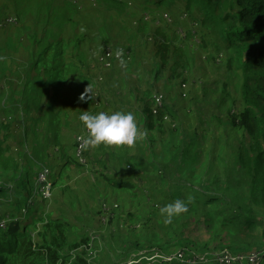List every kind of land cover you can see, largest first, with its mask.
Listing matches in <instances>:
<instances>
[{"label": "trees", "instance_id": "16d2710c", "mask_svg": "<svg viewBox=\"0 0 264 264\" xmlns=\"http://www.w3.org/2000/svg\"><path fill=\"white\" fill-rule=\"evenodd\" d=\"M79 1L88 6L89 0ZM94 1L118 12L130 7L129 0ZM162 1H155V6L143 4L140 21L144 26L149 24L146 14H152L147 9L158 7ZM184 4L187 10L200 8L205 14L202 24L221 32L229 67L242 76L243 108L230 110V125L248 136L239 141L233 163V171L248 184L247 194L240 197L229 191L231 188L218 185L219 193L213 192L214 182L205 174L218 166L201 162L200 133L183 136L179 125L169 121L168 115L176 119L167 102L155 113L156 86H150L137 97L139 103L133 112L144 136L131 147L117 148L125 159L117 158L125 171L147 175L159 201L146 215L134 210L126 219L116 217V208L104 201V220L110 215L107 220H116L119 229L129 222L134 228L118 236L113 252L98 253L92 260L91 235L82 233L72 238L77 226L70 223L64 208H55L63 192L70 190L62 185L63 178L56 176L63 173L62 167L69 172L76 169L75 176L84 172L87 164L77 155L78 136L85 129L79 116L87 104L101 102L112 73L128 66L132 50L127 51L124 42L110 43L112 38L103 26L86 29L77 0H0V215L12 218L7 228H0V264H127L134 253L148 259L188 247L205 250L207 242L214 248L198 251L200 254L214 258V253L225 249L233 254L260 251L264 264V214L260 210L264 208V0H186ZM98 34L104 37L99 40ZM154 38L156 43L159 37L154 34ZM109 47L123 49V65L118 58L110 67L103 65L100 57ZM171 49L169 43L160 40V69L166 66ZM92 66L100 69L95 71ZM88 87L95 99L82 101L81 94ZM228 93L225 88L222 102L231 97ZM159 137L165 141V148L158 152ZM91 150H83L85 162ZM106 155L107 159L115 157L113 150ZM45 168L49 177L55 178L50 197L44 196L38 181ZM98 172L102 179L91 181L86 193L89 197L103 193L99 182L104 189L132 190L131 200L140 195L129 180L105 169ZM210 175L212 179L218 177ZM18 196L26 197L27 208L16 206ZM176 199L183 200L189 210L165 224L160 209ZM159 226L160 232L156 230ZM204 234L206 238H202ZM157 262L152 264H166ZM168 264L190 263L176 259Z\"/></svg>", "mask_w": 264, "mask_h": 264}, {"label": "rangeland", "instance_id": "374dc122", "mask_svg": "<svg viewBox=\"0 0 264 264\" xmlns=\"http://www.w3.org/2000/svg\"><path fill=\"white\" fill-rule=\"evenodd\" d=\"M155 1L159 0H132L133 5L131 6V0H129L130 7L127 5L125 11L118 12L108 9L105 4L94 0H89L88 6L85 1L77 0V6L81 11L86 29L105 27L108 35L112 38L110 43L119 45L124 42L126 50H132L133 53L129 57L128 66L125 69L116 68L112 73L111 84L103 89L101 102L89 103L84 110L93 114L101 111L133 113L134 110H137L139 103L137 97L144 89L155 85L154 96L156 99L160 95L163 96L162 105L158 111L163 107L164 102H167L176 119L174 121L173 117L168 115L169 121L173 125H179V131L183 136H189L195 132L200 133L203 142L201 162L206 164L209 161L212 166L213 162L217 164L218 167L205 174L207 179L214 182L213 192L219 193L218 185L229 187L235 190L229 189L233 194L237 192L240 197H244L243 195L247 194L249 187L245 180L233 171L235 169L233 163L239 141L245 138L246 134L230 125L232 114L230 110L236 112L243 108L241 101L242 76L236 75L237 71L234 73L229 67L227 61L229 53L221 32L202 24L205 14L200 8L185 9L186 0H164L159 3L158 7L147 9L152 14H146L149 24L144 26V22L140 21L144 12L143 4L155 6ZM52 4L55 6L57 3L52 1ZM162 15L163 18H161ZM97 16L100 18L98 19ZM140 27L143 29L139 30ZM157 28L160 29L161 34L157 32ZM154 30H156L154 34L159 37L156 43ZM98 35L99 40L104 37ZM161 39L169 43L172 49L166 66L160 69ZM92 68L97 71L99 67L92 66ZM120 75L122 78L119 77ZM225 88L229 92L227 95H231V97L222 102L221 95ZM128 108L130 111L127 110ZM154 108H156V103ZM135 117L138 121L136 115ZM167 136L169 138V132ZM246 138L248 139V136ZM164 142L160 137L157 139L156 149L158 152L165 148V145L162 147ZM108 150H113L115 157L107 159L106 152ZM118 151L114 146L92 148L87 156V161L83 162L87 164L84 172L75 176L73 173L76 169L69 172V168L62 167L63 173L56 176V179L63 178L62 185L69 187L70 190L63 192V196L55 208H64L70 223L77 226L72 238H76L82 233L91 235L92 240L89 242V246H91L92 260L98 253L113 252L118 236L123 234L124 230L134 228L129 222L130 220L121 228L123 230L116 226V220L114 223L107 220L110 215L104 220L106 215L104 210L101 214L104 201L110 203L112 208H115L113 205L117 204L118 207L113 213L116 217L121 216L125 219L129 217V212L134 210L143 216L146 215L152 205L159 201L158 192L144 172L136 175L123 169L121 161L117 157L123 160L125 156ZM101 169L107 170L119 179L129 180L139 189L140 195L133 196L131 200L132 190L123 189L120 191L110 187L104 189V184L99 182V185L103 187V193L97 194L92 199L87 195V190L92 180L102 179L98 172ZM211 173L218 174V177L212 179ZM54 179V177L50 178V181L53 182ZM143 181L147 186L143 187ZM215 182H217L216 185ZM161 185L159 184V186ZM148 192L149 194H147ZM221 193L226 192L222 191ZM105 194L107 195L105 196ZM135 199L137 200L135 201ZM26 204L25 196L17 197L16 206L27 208ZM260 210L264 214V208L261 207ZM30 211H33L32 206H30ZM27 215L30 216L31 213L29 212ZM136 225L141 226L139 223ZM160 227L162 226L156 229L158 232H160ZM200 232L202 231H197V233ZM206 237L205 234L202 236V238ZM197 240L199 241L201 238ZM212 245L207 242L204 244L205 250L188 247L185 250H175L170 254L173 255L177 252H183L184 256L200 254L198 251H209L214 248ZM217 248L215 247V249ZM170 254H155L146 259L141 258L143 254L134 253L127 258V264H141L143 260H147V264L159 263L158 260L168 264L178 259L174 258V260L168 261L162 257ZM114 259H116L115 256ZM180 259L185 263L189 262L184 261L181 256Z\"/></svg>", "mask_w": 264, "mask_h": 264}, {"label": "clouds", "instance_id": "9594fccd", "mask_svg": "<svg viewBox=\"0 0 264 264\" xmlns=\"http://www.w3.org/2000/svg\"><path fill=\"white\" fill-rule=\"evenodd\" d=\"M116 56L123 65V49L116 51ZM80 99L83 101L94 100L95 95L90 87L85 89ZM79 120L88 131L85 147L96 148L104 147H131L143 138L144 133L140 131L136 122V117L132 112L114 111L112 113L98 112L90 113L84 111L80 114ZM188 205L180 199L166 204L160 209L164 217L165 224H171L174 217L188 212Z\"/></svg>", "mask_w": 264, "mask_h": 264}, {"label": "built area", "instance_id": "2783aa9c", "mask_svg": "<svg viewBox=\"0 0 264 264\" xmlns=\"http://www.w3.org/2000/svg\"><path fill=\"white\" fill-rule=\"evenodd\" d=\"M11 21L13 19H10ZM117 59L116 51L109 47L100 57V61L103 63L105 67H110L112 61ZM162 98L163 96L160 95L155 97L156 99V108H154V112H158V108L162 105ZM84 132L88 135V131L85 128L83 133L78 136L79 146L77 148V155L80 157L82 162H85V158L83 156V150L86 148L84 146L85 137ZM50 172L48 169H43L38 176V181L41 184V190L45 197H50L52 195V183L50 181ZM115 208L118 207L117 204L113 205ZM112 207V206H111ZM105 208H109L107 204H105ZM12 218L9 214L6 216L0 215V228L5 229L7 228V224L11 221ZM180 256L184 261H189L190 264H210L213 260L216 261L218 264H235V263H249V264H262V253L260 251H254L250 253H236L233 254L229 250L225 249L219 253H214V258H211L207 254H194V255H187L184 256L183 252H177L173 255H163L162 257L168 261H172L174 258L180 259ZM182 261V260H181Z\"/></svg>", "mask_w": 264, "mask_h": 264}, {"label": "crops", "instance_id": "0c3cea01", "mask_svg": "<svg viewBox=\"0 0 264 264\" xmlns=\"http://www.w3.org/2000/svg\"><path fill=\"white\" fill-rule=\"evenodd\" d=\"M142 185H143V187L147 186L144 181H143Z\"/></svg>", "mask_w": 264, "mask_h": 264}]
</instances>
